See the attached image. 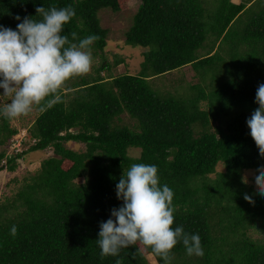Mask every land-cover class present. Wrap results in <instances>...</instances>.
<instances>
[{
  "label": "trees",
  "instance_id": "obj_1",
  "mask_svg": "<svg viewBox=\"0 0 264 264\" xmlns=\"http://www.w3.org/2000/svg\"><path fill=\"white\" fill-rule=\"evenodd\" d=\"M126 1L0 0V25L13 30L20 22L16 16L39 20L37 7L71 5L76 15L63 34L77 43L98 35L92 55L103 60L99 75L69 80L62 102L39 111L28 129L34 142L28 150L52 149L53 156L11 200L0 203V264H147L139 245L101 258L96 243L100 223L122 204L116 185L134 163L157 166L160 184L174 192L173 227L200 237L202 257L188 256L179 243L171 264H264V239L249 236L257 223L264 229V197L241 177L264 166L246 123L258 107V84L264 83V0H140L125 45L147 49L141 69L104 78L100 73L110 70L102 54L108 31L98 13L119 12ZM202 48L206 53L198 56ZM185 66L207 85L174 97L159 95L148 83ZM123 114L132 127L118 125ZM9 121L0 115V164L6 163L0 171L12 172L22 155L4 151L17 134ZM68 142L83 144L85 151L68 149ZM132 148L140 149L138 158L128 156ZM219 163L225 172L207 179ZM80 178L84 182L76 183Z\"/></svg>",
  "mask_w": 264,
  "mask_h": 264
},
{
  "label": "clouds",
  "instance_id": "obj_2",
  "mask_svg": "<svg viewBox=\"0 0 264 264\" xmlns=\"http://www.w3.org/2000/svg\"><path fill=\"white\" fill-rule=\"evenodd\" d=\"M35 11L41 19L16 16L20 22L15 30L0 25V115L8 120L27 116L34 109L45 112L61 103L66 83L91 71L92 46L100 39L92 34L77 43L63 34L64 26L76 15L71 5L37 7ZM71 36L77 40L75 32ZM255 103L258 107L246 123L259 155L264 157V83L258 84ZM252 175L256 192L264 197V166ZM242 183H248L247 175L242 176ZM116 197L121 206L113 208L110 218L99 225L96 243L101 258L118 257L122 249L140 245L164 264H171L179 243L188 256L204 255L198 234L186 233L183 226L173 227L174 192L160 184L157 166L132 164L116 185ZM243 198L254 203L252 195ZM10 234L17 235L15 225ZM115 264H123L122 259H116Z\"/></svg>",
  "mask_w": 264,
  "mask_h": 264
},
{
  "label": "rangeland",
  "instance_id": "obj_3",
  "mask_svg": "<svg viewBox=\"0 0 264 264\" xmlns=\"http://www.w3.org/2000/svg\"><path fill=\"white\" fill-rule=\"evenodd\" d=\"M232 2L236 4L240 3L239 0H232ZM139 5L140 0H127L122 4V9L119 12L102 9L98 13L101 27L108 31L106 47L102 54L105 58L104 60L109 63L110 70L100 73L104 78L117 77L123 74L137 75L141 69L143 53L147 51V49L125 45V33L132 26L133 17L137 13ZM204 48L197 52L198 56L205 55L206 52L203 51ZM118 60H121L122 62L116 65L115 62ZM102 62L103 60L99 55L93 57L91 71L84 76L96 77L99 75L97 70ZM148 83L159 95H171L174 97L189 96L191 93V86L200 85L204 87L207 85L201 83L199 76L191 66H185L165 75L151 78ZM207 90L208 89L206 88V92ZM2 92L3 89H0V94H2ZM64 93H66L65 90ZM3 102L7 103V98H5ZM201 107H205V102L201 103ZM38 115L39 111L34 109L27 116H22L9 121V126L16 129L17 134L6 143L4 151L8 156L16 155L15 151H20L18 154H21L22 156L15 162L14 171L10 172L6 169L0 171V203L5 202L6 200H11L24 183L39 173L42 161L53 156L52 149L35 152H30L28 150L34 142L29 139L27 131ZM120 119L118 125L132 127L134 124L133 120H131L127 114H123ZM217 125V122L212 123L210 129H214ZM72 132L75 133V131ZM65 146L76 152L85 151V146L81 143L68 142ZM139 154L140 149L132 148L128 151V156L132 158H138ZM5 164V161H2L0 167ZM224 172L225 168L223 164L219 163L216 166L215 173L208 175L207 179L214 180L217 178L218 174ZM255 172L256 170L242 171L241 177L247 175L248 183L243 184L251 187L256 192V186L252 175ZM83 182V178L76 180V183L78 184H82ZM259 227L260 223H257L256 227L249 231V236L251 238L255 240L264 239V229L260 230L258 229ZM139 248L144 255L147 264H158L152 255L146 254L145 250H142V246L139 245Z\"/></svg>",
  "mask_w": 264,
  "mask_h": 264
},
{
  "label": "built area",
  "instance_id": "obj_4",
  "mask_svg": "<svg viewBox=\"0 0 264 264\" xmlns=\"http://www.w3.org/2000/svg\"><path fill=\"white\" fill-rule=\"evenodd\" d=\"M16 152V154H18V152H20V151H15ZM7 155V154H6ZM8 156V155H7ZM8 157H11V156H8Z\"/></svg>",
  "mask_w": 264,
  "mask_h": 264
}]
</instances>
